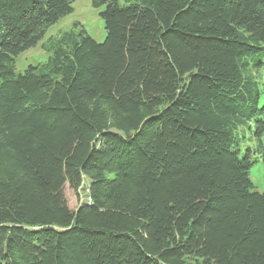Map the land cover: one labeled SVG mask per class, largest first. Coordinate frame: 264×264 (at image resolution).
Listing matches in <instances>:
<instances>
[{"label": "trees", "instance_id": "16d2710c", "mask_svg": "<svg viewBox=\"0 0 264 264\" xmlns=\"http://www.w3.org/2000/svg\"><path fill=\"white\" fill-rule=\"evenodd\" d=\"M76 1L0 0V264H264V0H92L17 73Z\"/></svg>", "mask_w": 264, "mask_h": 264}, {"label": "rangeland", "instance_id": "374dc122", "mask_svg": "<svg viewBox=\"0 0 264 264\" xmlns=\"http://www.w3.org/2000/svg\"><path fill=\"white\" fill-rule=\"evenodd\" d=\"M79 29H84L98 43L104 42L106 38L100 10L94 8L92 0H77L73 5V13L51 26L44 39L36 47L25 51L16 58V72L23 74L29 67L46 64L52 58L54 50L64 34ZM262 80H264V76ZM244 145L245 147L253 146V143L249 141V144ZM250 177L256 190L264 193V163L262 160L259 159L253 166ZM65 195L70 208L77 209L80 204L89 202V183L86 180L78 193L71 190L67 185Z\"/></svg>", "mask_w": 264, "mask_h": 264}]
</instances>
